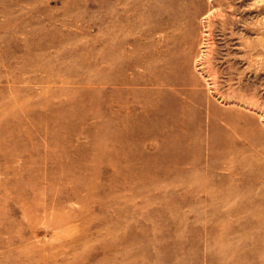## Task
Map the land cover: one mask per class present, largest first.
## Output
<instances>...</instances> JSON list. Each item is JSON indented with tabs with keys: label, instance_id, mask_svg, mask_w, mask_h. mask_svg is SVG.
<instances>
[{
	"label": "rangeland",
	"instance_id": "1",
	"mask_svg": "<svg viewBox=\"0 0 264 264\" xmlns=\"http://www.w3.org/2000/svg\"><path fill=\"white\" fill-rule=\"evenodd\" d=\"M177 1L181 28L163 0H0V264H241L244 139L217 132L214 156L206 116L162 124L147 53L158 77L183 27L207 98L264 128L237 101L246 82L264 109V0H229L210 22V0ZM255 148L262 161L264 138ZM196 172L234 186L229 217L204 192L197 204Z\"/></svg>",
	"mask_w": 264,
	"mask_h": 264
},
{
	"label": "bare ground",
	"instance_id": "2",
	"mask_svg": "<svg viewBox=\"0 0 264 264\" xmlns=\"http://www.w3.org/2000/svg\"><path fill=\"white\" fill-rule=\"evenodd\" d=\"M163 2L161 7L163 16L165 18H173L175 22L179 24V28H181V23L178 19L185 10V6L180 4L177 0H163ZM210 3L212 7L211 10L204 15V18L208 19L209 22L212 16L218 15L219 13L224 14L226 7H230L229 9L232 11L237 10L235 6L230 4L229 0H210ZM201 10L202 7L200 6V8L193 12V15L198 17ZM189 28L188 26V29ZM148 32L151 33L152 30L149 29ZM185 32L186 29L183 30L182 27L177 36L180 42L183 40L186 43L184 53L178 54L170 62L164 60L159 69L158 77H155L152 73V49H149L147 53L148 72H151L152 76L149 79L151 82L160 85L161 100L158 105V112L160 113L161 123L169 128L190 129L193 128L195 122H198L200 119L203 120L206 116L209 130L214 133L210 140V151L214 156L217 155V147H219V144H222V141L218 140V136L216 135L217 132L238 131L243 137L244 143H239L244 145V147L240 154V170L238 171L240 173L239 186L236 187L240 192V208L238 210V229L241 238L239 253L240 263L264 264V153L262 156L263 160L261 161V158L257 157V149L255 148L257 147V142L264 138V128L257 120L256 115L248 114L242 110L238 111L237 109L222 110L215 105L210 98H207L204 89L199 86L200 82L197 80L191 67V43L186 41ZM183 37L185 38L182 39ZM150 43L151 40L149 41V46ZM182 45L183 44L177 46V49L179 50ZM253 49H255L257 54V47ZM245 83L242 84V81L240 82L237 93L241 94V98L237 101L247 108L254 109L255 113H257V110L260 111L264 118V109L260 108L257 102L256 90L254 89L256 93L252 91L254 93L252 94ZM235 90L234 88V91ZM218 95L219 94H217V96ZM249 95L252 96L249 98ZM176 137L182 138L179 134H177ZM222 147H224V145ZM230 154L231 150H229L227 155ZM218 164L222 165V167L231 174H234L236 171V167L232 163V158L225 157L222 162ZM196 174L194 193L197 204L199 205L200 202H202V192H204V197L209 201V204H213L214 202L216 204L220 201L221 207H223V209L220 210L221 216L229 217L233 210L228 209L226 204L229 195L236 190L234 186L231 187L225 182L226 177H222V180L214 179L215 183L211 184L210 179H213L212 174L211 177H207L205 181H202L201 173L196 172ZM213 206L214 204L210 205L209 210L212 211L211 213H219L221 207L218 206L220 208H217V205H215V208ZM225 206H227V208ZM237 209L234 208V210ZM226 230L228 231V229ZM231 234L233 233L231 232Z\"/></svg>",
	"mask_w": 264,
	"mask_h": 264
}]
</instances>
